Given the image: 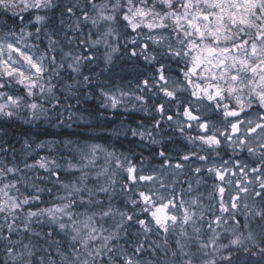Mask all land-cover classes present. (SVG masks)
Wrapping results in <instances>:
<instances>
[{
	"label": "snow or ice",
	"instance_id": "1",
	"mask_svg": "<svg viewBox=\"0 0 264 264\" xmlns=\"http://www.w3.org/2000/svg\"><path fill=\"white\" fill-rule=\"evenodd\" d=\"M0 264H264V0H0Z\"/></svg>",
	"mask_w": 264,
	"mask_h": 264
},
{
	"label": "trees",
	"instance_id": "2",
	"mask_svg": "<svg viewBox=\"0 0 264 264\" xmlns=\"http://www.w3.org/2000/svg\"><path fill=\"white\" fill-rule=\"evenodd\" d=\"M120 63L124 65V70L121 71L119 77H117V83H121L120 77H123V86H127L129 82H131L134 86L135 71L129 68L127 63L124 61H121ZM99 103V99L95 98L88 99L86 103L82 102L79 107L87 109L89 112H92L93 115H87V113H84L83 119L79 123H74L71 128L51 127L46 122L27 125L21 123L20 121H16V123L11 127L10 136L13 139L23 138L24 136H34L39 139H63L66 136L71 135L73 139H86L90 135L99 137L110 136L113 128H120L121 131L119 136H110L108 141L115 148V150L118 153L124 152L125 154H128L131 150V153L136 157H140L142 153L144 156H147L149 151L147 141H144L142 144L138 136L132 137L130 133L125 135V130L129 127H135L136 123L139 122L142 117L145 120L147 119V117L144 116V113L136 112L134 110L126 112L123 108H121L118 112L108 110L104 112L103 116H100L99 111H97ZM129 108L131 109V105H129ZM77 115L80 116L81 113H77ZM97 118H99L100 121L107 120L109 122L108 127H89V125L96 124L98 122ZM121 122H123L122 126ZM96 142L105 143L103 139H99ZM168 147L170 150H173L177 147V145L169 143Z\"/></svg>",
	"mask_w": 264,
	"mask_h": 264
}]
</instances>
